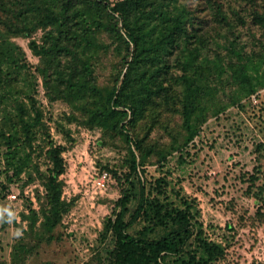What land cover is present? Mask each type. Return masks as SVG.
<instances>
[{
	"label": "rangeland",
	"instance_id": "374dc122",
	"mask_svg": "<svg viewBox=\"0 0 264 264\" xmlns=\"http://www.w3.org/2000/svg\"><path fill=\"white\" fill-rule=\"evenodd\" d=\"M117 1L122 0H95L105 8L103 14ZM162 1L148 3L146 11H159L157 4ZM177 4L195 17L193 29L196 36L202 37L195 45V40L190 42L199 52L201 63L189 73H194V85L207 87L215 105L220 97L219 101L223 100V91L229 89L224 79L231 71L230 60L235 69L243 61L227 56L228 42L246 53L245 58L252 56V51L264 52L261 23L251 16L253 8L263 10L264 0H177ZM217 4L228 12L227 23L215 16ZM241 5L244 17L237 20L229 7L241 10ZM114 18L126 42L108 30H91L98 54L92 59L90 88L93 80L99 89L120 84L127 68L124 61H130L138 49L124 28L127 19L124 17L123 27L118 12ZM153 24L154 20L148 23L149 30ZM48 28L13 39L34 72L29 99L41 116L38 126L30 123V130L22 129L19 123H15L16 127L9 123L1 134L14 138L0 139V264H113L114 236L109 223L120 210L123 192L131 193L134 188L137 194H147L161 185L175 203L191 201L203 233L224 245V254L217 264H264V86H258L254 93L221 112L208 111L188 144L181 149L171 148L183 140L180 105L187 91L179 80V63L165 60L166 75L159 79L171 87L173 96L166 105H149L142 117L145 120L137 118L132 134L146 133V142L158 149L141 156L118 128H102L88 118L86 110L93 109V102L98 101L91 89L81 94L83 98L70 94L69 98L54 99V95L46 94L36 70L40 56L34 48L43 43ZM173 48V53L167 55L170 59L177 57ZM215 49L221 56L215 57L218 64L213 71L208 59L214 56ZM256 58L262 57L256 53ZM257 59L253 57L251 63ZM221 69L226 73H213ZM263 69L264 66L259 72ZM118 71L120 76L115 81ZM4 108L7 109L6 103ZM117 119H121V125L122 118ZM51 147L60 150L62 160V170L54 181L59 195L55 208L58 211L54 212H50L53 200L46 193L45 184L55 172L52 169L58 167L47 152ZM14 148L22 153L11 160L5 155ZM17 169L21 171L16 175ZM136 201L137 198L132 199L124 216L126 231L135 235L144 223L142 219L128 222ZM47 214L56 216L51 228Z\"/></svg>",
	"mask_w": 264,
	"mask_h": 264
},
{
	"label": "trees",
	"instance_id": "16d2710c",
	"mask_svg": "<svg viewBox=\"0 0 264 264\" xmlns=\"http://www.w3.org/2000/svg\"><path fill=\"white\" fill-rule=\"evenodd\" d=\"M154 1H117L105 12L106 14H103L102 10L105 11V8H101V4L95 0H0V139L14 138L13 135H1L5 132V125L9 123L15 127V123H19L22 129L29 128V130L32 128L30 123L38 126L41 113L33 105L31 98L29 99L31 84L34 83V72L31 65L29 69L28 62L24 59L23 49L13 39L29 37L39 28L49 27L44 32L43 43L34 48L40 56L36 70L42 77L46 94L54 95L52 96L54 99H61L64 96L69 98L70 94L73 98L77 96L83 98L81 94L91 89L92 96L98 101L93 102V109H85L88 118L102 128L107 126L118 128L126 141L134 143L141 156L158 149L154 144L146 142V133L140 135L134 131L132 134L137 118L146 119L142 117L149 105H166L168 100H172L171 87L164 85L165 83L160 80L166 75L165 60L169 59L173 64L179 63L181 70L179 80L187 91L182 96L180 105L183 140L171 148L181 149L187 145L197 134L199 125L205 120L204 116L208 111L213 114L221 112L227 106L234 105L240 99L254 93L258 86H264V69L259 72L264 66V52L252 51L255 59H257L256 53L262 57L254 64L251 63L252 56L245 58L246 53L236 49L232 41L228 42L227 56L243 61L235 69L230 60L231 71L224 79L225 86L229 89L227 92L223 91L224 102L219 101L221 97L217 96L220 98L214 105L207 87L194 85L196 81L194 73H189L201 63L198 61L199 52H196L194 47L202 38L196 36V30L193 29L195 17L191 13L188 14L184 6L178 5L177 0H163L162 3L157 4L160 5L159 11L147 12L146 5ZM221 7L220 4L215 6V16H218L219 21L223 20L227 23L228 12ZM229 9L235 19L243 20L242 5L241 10L233 11L231 7ZM116 12L122 18V22L124 17L127 19L126 27L124 22L123 27L127 30V35L131 36L134 47L138 49H135L130 61H124L127 68L120 84H114L108 90V87L99 89L93 80L90 88L89 74L92 73L90 69L94 67L92 59L98 54V44H95L94 37H90L93 33L91 30H108L116 33L117 39L126 42V37L124 38L117 23L113 21ZM251 16L261 23L264 32V8L260 12L253 8ZM151 20H154V24L149 30L148 23ZM154 30H157L155 35ZM186 33L187 37L184 39ZM191 40L196 42L190 46ZM173 46L176 48L177 57L172 56L170 59L167 55L173 53ZM152 51H154L153 55ZM213 55L209 57L208 62L212 63L214 71L217 70L218 64L215 57L221 54L215 49ZM120 72L115 74V81L118 80ZM213 73L220 76L226 71L221 69ZM5 103L8 111L4 108ZM200 103L204 104L200 105ZM118 117L122 118L121 125H119L121 119H117ZM125 117L130 118L125 120ZM14 149L15 151H8L5 156L11 157V160L14 156H21L22 150ZM47 152L52 154L54 163L58 164V167L52 169L53 172L55 171L52 177L47 178L45 183L46 193L53 200L50 212H54L58 211L55 208L59 205L58 189L54 181L55 176L62 170V160L58 154L59 149L51 147ZM132 162H135L134 159ZM20 171V169L14 170L16 175ZM141 188L142 191L145 189L142 182ZM165 192L163 185L147 194L139 191L138 195L134 188L131 193L126 190L123 192L119 201L120 210L115 219L109 223L114 236L111 263L217 264V260L224 254V245L209 239L203 233L191 201L183 199L175 203ZM134 198H137L136 209L131 213L128 222L136 219H142L144 222L142 229L136 235L126 231L128 224L124 219L128 204ZM50 215L47 214V224L51 228L56 221L52 218L56 216ZM158 229L163 230L154 233Z\"/></svg>",
	"mask_w": 264,
	"mask_h": 264
}]
</instances>
